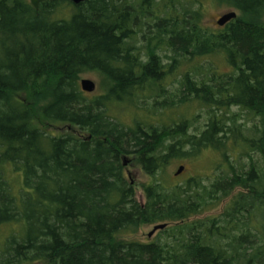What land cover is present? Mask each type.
Listing matches in <instances>:
<instances>
[{
	"label": "trees",
	"instance_id": "trees-1",
	"mask_svg": "<svg viewBox=\"0 0 264 264\" xmlns=\"http://www.w3.org/2000/svg\"><path fill=\"white\" fill-rule=\"evenodd\" d=\"M214 1L239 13L215 31L181 0H0V264H264V0ZM91 71L108 87L89 100L78 79ZM193 102L206 111L199 134V115L166 123ZM122 105L149 118L126 127L109 112ZM60 124L89 135L46 129ZM205 149L220 155L209 186L155 178ZM130 154L152 176L144 204L126 179ZM237 189L222 214L173 227V245L119 240Z\"/></svg>",
	"mask_w": 264,
	"mask_h": 264
},
{
	"label": "rangeland",
	"instance_id": "rangeland-1",
	"mask_svg": "<svg viewBox=\"0 0 264 264\" xmlns=\"http://www.w3.org/2000/svg\"><path fill=\"white\" fill-rule=\"evenodd\" d=\"M184 5L192 7L194 9H199L202 14V25L212 31H215L222 27L223 25L218 24V20L227 12L233 11L232 8H229L225 5H221L214 0H181ZM67 7H64L56 16L66 17L68 14ZM239 13L237 12V17ZM227 23H225L226 25ZM212 62L219 69V72H229L230 67L226 64V62L215 59L212 57ZM182 73L185 72V68L182 69ZM82 79H90L95 82L96 89L91 93H86L87 98L89 100L102 95L107 89V83L105 78L100 75L98 72H84L79 76V82ZM183 78L180 75H174L172 77L166 78V83L168 84V91L170 93L177 92L179 90V82ZM171 98V96H170ZM239 109L236 107H232L233 112L238 111ZM109 112L111 115L116 117L119 121H121L126 127H132L134 125V120L137 118H149V112L147 109H134L133 106L122 105L121 107H112ZM205 110L200 108V105L197 102L190 103L189 105L179 106L173 109H168L167 114L170 115L171 119H168L167 124L172 123V121L178 120V118H189L194 119V115H199L197 118V123L191 132L196 131L197 133L205 129L207 117L205 114ZM37 111L34 112L36 116V124L42 128L46 126V123L43 122L37 115ZM167 117V116H165ZM147 120V119H144ZM151 122H155L156 120L148 119ZM147 120V121H148ZM242 122V121H241ZM150 124V123H149ZM254 121L249 123V127H253ZM49 131H52L55 135H61L66 133H76L79 136L87 137L88 133H82L76 127L71 126L69 124H60L56 126H50L46 128ZM199 134V133H198ZM189 148V147H187ZM186 148V149H187ZM126 160L125 165V175L128 182L133 186L136 191V200L140 203H145L146 195L144 191V184L152 180V176L146 174L142 165L138 162L136 156L130 154L124 156ZM220 159L219 153L214 150L205 149L202 152V155L198 158L194 159L189 157H185L182 159H173L168 165L165 166L164 170L157 173L155 178L162 179L164 183L169 185H177V184H185V182L191 177H200L202 179L203 184L209 186L211 182L217 179L218 175L221 173L220 170H217V163ZM183 165L185 166L184 171L181 174L176 175L179 167ZM249 165H246L244 168L248 169ZM154 177V176H153ZM239 190H235L231 195L224 198L218 206H214L212 209L207 210L203 213L192 216L188 219L178 222H164L167 226L163 229H159L155 231L151 236L149 233L153 230V227L157 224H141L136 233L132 235H121L119 240H127V241H139L143 243H152L159 242L162 244L173 245L175 242V238L171 235V229L177 225L185 224V223H193L199 222L204 223L206 220L218 216L223 213L225 207L230 203L231 198L237 193ZM161 224V223H159Z\"/></svg>",
	"mask_w": 264,
	"mask_h": 264
},
{
	"label": "water",
	"instance_id": "water-1",
	"mask_svg": "<svg viewBox=\"0 0 264 264\" xmlns=\"http://www.w3.org/2000/svg\"><path fill=\"white\" fill-rule=\"evenodd\" d=\"M46 0H30L32 6L35 8V9H38L39 7V4L41 2H44ZM74 4H80V3H83L84 1L86 0H71ZM237 17V11L233 10V11H230V12H227L225 13L224 15L221 16V18L218 20V24L219 25H225V23H228L230 22L231 20L235 19ZM80 86H81V89L84 91V92H93L95 91L96 89V84L94 81L90 80V79H82L80 81ZM124 164H126V160H124ZM185 169V166L181 165L179 167V169L177 170L176 172V175L178 174H181ZM167 226L166 223H161V224H157L153 227V230L149 233V236H151L155 231L159 230V229H163Z\"/></svg>",
	"mask_w": 264,
	"mask_h": 264
}]
</instances>
